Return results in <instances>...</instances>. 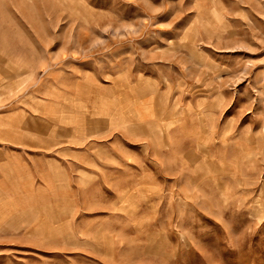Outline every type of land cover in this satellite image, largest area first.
<instances>
[{"label":"rangeland","instance_id":"rangeland-1","mask_svg":"<svg viewBox=\"0 0 264 264\" xmlns=\"http://www.w3.org/2000/svg\"><path fill=\"white\" fill-rule=\"evenodd\" d=\"M0 264H264V0H0Z\"/></svg>","mask_w":264,"mask_h":264},{"label":"crops","instance_id":"crops-1","mask_svg":"<svg viewBox=\"0 0 264 264\" xmlns=\"http://www.w3.org/2000/svg\"><path fill=\"white\" fill-rule=\"evenodd\" d=\"M16 114H17L18 116L26 117V116H25L26 112L23 111V110H19V112L17 111Z\"/></svg>","mask_w":264,"mask_h":264}]
</instances>
